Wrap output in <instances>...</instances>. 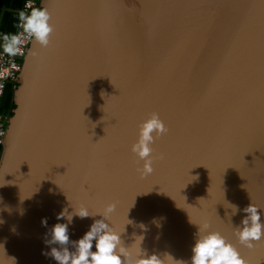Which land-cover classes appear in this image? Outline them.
I'll list each match as a JSON object with an SVG mask.
<instances>
[{
    "label": "water",
    "instance_id": "water-1",
    "mask_svg": "<svg viewBox=\"0 0 264 264\" xmlns=\"http://www.w3.org/2000/svg\"><path fill=\"white\" fill-rule=\"evenodd\" d=\"M42 7L53 31L29 46L0 143V264H57L42 255L56 214L109 203L134 254L187 261L207 221L246 264H264V236L247 247L234 233L249 203L264 221V0ZM153 112L167 132L141 175L130 145ZM96 218L73 216L69 239Z\"/></svg>",
    "mask_w": 264,
    "mask_h": 264
},
{
    "label": "clouds",
    "instance_id": "clouds-1",
    "mask_svg": "<svg viewBox=\"0 0 264 264\" xmlns=\"http://www.w3.org/2000/svg\"><path fill=\"white\" fill-rule=\"evenodd\" d=\"M19 20L22 21L23 31L34 38L41 46L49 42V35L53 31L50 23V13L44 7H31L28 13L19 12ZM3 51L9 55L21 52L19 45L23 43L18 35H5L3 37ZM167 132L164 121L158 113L153 112L149 117L142 120L137 129L135 141L130 145V151L138 160L142 161L139 169L141 175L151 174L153 171V142L156 137ZM232 214L238 211L236 205L230 204ZM115 204L109 203L102 213L92 214L89 210L80 206L68 212L62 209L56 214L57 222L52 224L46 232L43 243L47 250L42 249V255L49 256L57 264H165L164 259L156 254L147 253L139 249L134 254L123 246L120 233L109 223L108 218L114 211ZM240 211L246 213L239 225L234 226L237 240L247 247L252 242L264 236V221L260 219L258 208L249 203ZM73 216L79 218L95 217L87 230L76 240H70L68 224ZM61 218L67 223L60 222ZM41 224L46 225V218L41 219ZM197 225V224H196ZM71 245V248L68 245ZM165 255L178 264H246L237 249L219 231L211 230L210 224L203 221L198 225L191 245V255L187 261L173 260L170 254Z\"/></svg>",
    "mask_w": 264,
    "mask_h": 264
},
{
    "label": "built area",
    "instance_id": "built-area-1",
    "mask_svg": "<svg viewBox=\"0 0 264 264\" xmlns=\"http://www.w3.org/2000/svg\"><path fill=\"white\" fill-rule=\"evenodd\" d=\"M42 1L43 0H23L20 11L28 13L31 7H42ZM14 35H18L23 41V43L19 45L22 51L16 55H9L5 53L3 49L0 50V143L6 133L9 118V115H6L1 111L5 89L8 83H12L13 87H15L21 69L22 58L26 54L28 47L33 40L32 37L23 31L22 21L19 20V16ZM2 43H4V39L2 40Z\"/></svg>",
    "mask_w": 264,
    "mask_h": 264
},
{
    "label": "crops",
    "instance_id": "crops-1",
    "mask_svg": "<svg viewBox=\"0 0 264 264\" xmlns=\"http://www.w3.org/2000/svg\"><path fill=\"white\" fill-rule=\"evenodd\" d=\"M23 0H0V50L3 49L2 40L5 35L15 34L18 14ZM13 84L8 83L2 100V113L8 115L12 101Z\"/></svg>",
    "mask_w": 264,
    "mask_h": 264
},
{
    "label": "bare ground",
    "instance_id": "bare-ground-1",
    "mask_svg": "<svg viewBox=\"0 0 264 264\" xmlns=\"http://www.w3.org/2000/svg\"><path fill=\"white\" fill-rule=\"evenodd\" d=\"M18 16H19V15H18ZM16 26H17V24H16ZM29 46H30V45H29ZM28 49H29V47H28ZM27 52H28V50H27ZM27 52H26V54H27ZM26 54H25L24 57L22 58L21 69H22L23 61H24V58H25ZM21 69H20V72H19V74H18V78H19V76H20ZM16 86H17V83L15 84V87H13V89L16 88ZM243 208H244V207H243ZM243 208H242V209H243Z\"/></svg>",
    "mask_w": 264,
    "mask_h": 264
},
{
    "label": "trees",
    "instance_id": "trees-1",
    "mask_svg": "<svg viewBox=\"0 0 264 264\" xmlns=\"http://www.w3.org/2000/svg\"><path fill=\"white\" fill-rule=\"evenodd\" d=\"M15 107V105H14V103H13V101H11V104H10V110H9V112H8V115L10 116L11 115V113H12V109ZM0 152H1V144H0Z\"/></svg>",
    "mask_w": 264,
    "mask_h": 264
}]
</instances>
